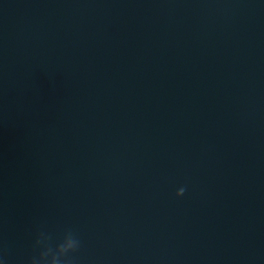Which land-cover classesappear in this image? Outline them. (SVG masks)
<instances>
[{
    "label": "water",
    "instance_id": "95a60500",
    "mask_svg": "<svg viewBox=\"0 0 264 264\" xmlns=\"http://www.w3.org/2000/svg\"><path fill=\"white\" fill-rule=\"evenodd\" d=\"M0 259L264 264V0H0Z\"/></svg>",
    "mask_w": 264,
    "mask_h": 264
},
{
    "label": "clouds",
    "instance_id": "9594fccd",
    "mask_svg": "<svg viewBox=\"0 0 264 264\" xmlns=\"http://www.w3.org/2000/svg\"><path fill=\"white\" fill-rule=\"evenodd\" d=\"M182 191V190H181ZM0 264H4L3 260L0 259ZM53 264H55V261L53 262Z\"/></svg>",
    "mask_w": 264,
    "mask_h": 264
}]
</instances>
